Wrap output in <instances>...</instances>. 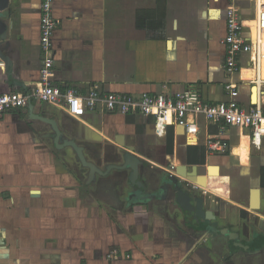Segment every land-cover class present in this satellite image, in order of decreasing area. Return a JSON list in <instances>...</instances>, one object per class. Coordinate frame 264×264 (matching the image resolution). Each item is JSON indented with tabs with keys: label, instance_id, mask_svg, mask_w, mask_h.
Listing matches in <instances>:
<instances>
[{
	"label": "crops",
	"instance_id": "obj_1",
	"mask_svg": "<svg viewBox=\"0 0 264 264\" xmlns=\"http://www.w3.org/2000/svg\"><path fill=\"white\" fill-rule=\"evenodd\" d=\"M40 4L10 0L1 12L12 68L0 60V93L24 92L40 79ZM236 4L254 41L264 0ZM228 7L229 0H55L52 82L82 94L97 87L136 96L194 84L208 102L233 99L226 89L232 83L246 106L257 87L254 105L264 109V79L252 75L251 53L242 54L238 71L225 69ZM166 133H155L152 117L101 107L76 116L37 100L1 115L0 264H264V248L233 241L260 232L250 221L264 231V138L258 147L250 128L224 132L200 118L194 145L207 155L190 162L219 166L203 188L183 178L190 179L180 170L186 163L172 159L178 140L186 141L183 128ZM156 144L157 155L147 151ZM107 147L121 151L108 155ZM141 158L170 162L173 171L153 165L157 172L143 179Z\"/></svg>",
	"mask_w": 264,
	"mask_h": 264
},
{
	"label": "built area",
	"instance_id": "obj_2",
	"mask_svg": "<svg viewBox=\"0 0 264 264\" xmlns=\"http://www.w3.org/2000/svg\"><path fill=\"white\" fill-rule=\"evenodd\" d=\"M55 0H41L40 10V45L44 54L40 79L35 86L24 92L10 91L0 93V116L9 111L22 110L34 100L56 104L68 110L72 115H82L86 109L101 107L108 111L123 114H140L153 118L154 131L158 135L166 133L168 127H181L186 142L194 145L198 141L199 119L204 118L220 124L221 131L231 127L250 128L253 144L261 146L264 138V109L254 105L241 104L236 97L238 87L229 83L226 89L233 99L222 102H208L202 97L196 85H189L178 92L143 93L140 96L127 93L103 92L97 87L86 94L73 87H62L52 82L54 75V51L52 38L60 19L53 14ZM237 0H229L226 14L225 69L234 73L240 67L242 54L251 53V62L257 66L261 50L255 44L252 33H245V19L237 7ZM252 98V97H250ZM253 103V104H252ZM195 139L192 143L190 140ZM220 142H210V149L216 148ZM114 256L117 252L112 253Z\"/></svg>",
	"mask_w": 264,
	"mask_h": 264
},
{
	"label": "rangeland",
	"instance_id": "obj_3",
	"mask_svg": "<svg viewBox=\"0 0 264 264\" xmlns=\"http://www.w3.org/2000/svg\"><path fill=\"white\" fill-rule=\"evenodd\" d=\"M184 140L185 139L182 137L181 140H178L179 141L178 144L176 143V147L174 148V154L172 155V159L174 160V159L177 158L179 161H181L184 164L186 163L187 165H193L194 163H191L190 162L191 161L190 159L191 158H194V155L191 153V151L189 150V147H187L188 145L186 144V141H184ZM207 150L208 149H206V155H207ZM116 151H121V150H117V149H114V148H111V147H107V154L108 155H114ZM147 151H150L151 154H156L157 155V153H158L157 152L158 151L157 144L154 145V146H151V148H149V150H147ZM128 152H130V151H128ZM122 153H125V152L122 151ZM206 155H205V157H206ZM197 157L198 158L200 157L199 154L197 155ZM140 163H141L142 166H145L146 167L145 169L141 170V171H143V175L144 176H142L141 174H139L143 179H144V177H147V174L148 173H151V172L156 171V169L153 170V167H152L153 165L160 166L162 168L164 167V169L165 168H169V169H167V171L169 170V172L173 171L171 169L172 168V163H170V162L169 163H165V164H164V162L163 163H159L158 162V163H154L152 165L151 163H147L146 161H144L141 158V162ZM83 171H84V169H81L79 172H83ZM139 172H140V170H139ZM251 220H253V219H251ZM249 224H250V227L252 229L258 230L260 232H264V231H261V229H259V227H256V225H254V223L252 221H250Z\"/></svg>",
	"mask_w": 264,
	"mask_h": 264
},
{
	"label": "bare ground",
	"instance_id": "obj_4",
	"mask_svg": "<svg viewBox=\"0 0 264 264\" xmlns=\"http://www.w3.org/2000/svg\"><path fill=\"white\" fill-rule=\"evenodd\" d=\"M257 26V25H256ZM255 26V27H256ZM259 26H261V32H259V33H257V34H255V40H254V43H256V44H260L261 45V50H260V54H259V57H258V60H259V62H258V65L254 68V67H252V70H251V73H253L252 75H255L254 77H258L259 78V81H261V80H263L264 78H262L261 77V60H262V52L264 51V24H262L261 25V23H260V25ZM251 75V76H252ZM250 76V77H251ZM247 79V78H246ZM257 81V80H256ZM259 86V85H258ZM254 90H255V92H254V95H253V100L254 101H256L257 99H258V89H257V87H254ZM190 142H192L191 140H190ZM192 143H194V142H192ZM215 169H217L218 171H219V166H214V165H205V168L204 169H201V173H200V176L202 175H204L205 176V182L203 181L204 179H201V178H199V177H197L196 176V173H194L193 175L191 174L190 176H189V174H188V166H185V167H181L180 168V170H181V173L183 174V175H185V176H189V178L191 179H188V178H186V177H183V178H185V179H188L189 181H192L193 180V182H195V183H198V184H200L203 188H210L211 186L209 185V184H207V181H208V183H209V178L210 177H212V176H215V174H210L209 172H213V170H215ZM180 175V174H179ZM217 175V174H216ZM181 176V175H180ZM206 184V186H203V185H205ZM213 188V187H212ZM214 192H218V193H222L223 192V190L222 189H220V190H218V189H215L214 188V190H213Z\"/></svg>",
	"mask_w": 264,
	"mask_h": 264
},
{
	"label": "water",
	"instance_id": "obj_5",
	"mask_svg": "<svg viewBox=\"0 0 264 264\" xmlns=\"http://www.w3.org/2000/svg\"><path fill=\"white\" fill-rule=\"evenodd\" d=\"M9 4H10V0H0V60H2L5 63V67H6L7 71H10L12 68V60H11L9 55L4 53L3 48H2L4 40L7 37V23L2 19L1 12L4 11L5 9H7ZM262 93L264 95V90L262 91ZM118 141H119V143L124 144V142H125L124 136L119 135ZM126 146H128L129 148H131L134 151L136 150V147L134 145H126ZM183 166H188L189 176L191 174L193 175L194 173H197V174H199L198 177L201 179H204L203 181L205 182V176L204 175L200 176L201 169L205 168V164H193L192 166L185 164ZM178 169H179V166L177 168H175L176 172H178ZM186 180H188V179H186ZM190 182L194 183L195 185L202 187L198 183H195L193 181H190ZM207 184H209L208 181H207ZM254 190L260 191V188H254L253 191ZM250 207H251V203H250ZM261 226H263V225H261Z\"/></svg>",
	"mask_w": 264,
	"mask_h": 264
},
{
	"label": "trees",
	"instance_id": "obj_6",
	"mask_svg": "<svg viewBox=\"0 0 264 264\" xmlns=\"http://www.w3.org/2000/svg\"><path fill=\"white\" fill-rule=\"evenodd\" d=\"M166 140H167L169 151L172 152L173 151V140H174L173 128L168 129V131L166 133ZM189 150L194 155V158L192 159V161H194V163H204L205 155H206V148L205 147H202L199 145H194V146H190ZM198 154L200 156L199 158L197 157ZM262 177L264 178V168H262ZM234 238L235 237H233V241H235L237 244H239V246L241 247L240 249L253 250L256 248H258V249L264 248V234L260 233V232H255L253 234L252 240H250V241L238 243V241L235 240Z\"/></svg>",
	"mask_w": 264,
	"mask_h": 264
}]
</instances>
